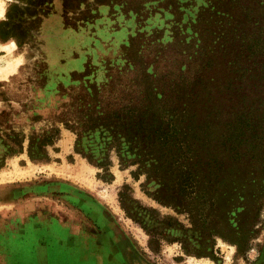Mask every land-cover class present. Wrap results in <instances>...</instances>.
Returning <instances> with one entry per match:
<instances>
[{"label": "rangeland", "instance_id": "obj_1", "mask_svg": "<svg viewBox=\"0 0 264 264\" xmlns=\"http://www.w3.org/2000/svg\"><path fill=\"white\" fill-rule=\"evenodd\" d=\"M5 3L0 264H264V0Z\"/></svg>", "mask_w": 264, "mask_h": 264}, {"label": "crops", "instance_id": "obj_2", "mask_svg": "<svg viewBox=\"0 0 264 264\" xmlns=\"http://www.w3.org/2000/svg\"><path fill=\"white\" fill-rule=\"evenodd\" d=\"M13 177H15V173L8 172V170L6 171L5 168L0 167V184H3L4 183L3 185H7L6 184V181L11 180ZM18 180H19V178H18ZM0 188H1V186H0ZM12 188H14V187H12ZM8 189L9 188L7 187L5 189V191L9 192ZM10 190L21 191V186H18L16 188L10 189ZM20 197H22V195ZM3 204H4V206H0V207H4L5 208V207H7L9 205V203H8L7 200H4L3 201ZM47 233H49V231H42L41 234L44 236ZM152 242H151V238H147V239L144 240V244H145V247H146L145 248L146 251L151 254L152 258H156V262L153 259L150 261L149 259L146 258V261L149 264H166V262L168 264L169 263H171V264H224L222 260H216V258H214V256L206 255V254H198V253L187 252V251H185L184 249H181V248H178V251L175 250L176 251L175 252L176 255L173 254L172 255L173 257H171L170 259H166L167 252H166V255L164 254V248H165V246L160 243V245L158 246L157 249H152L151 248ZM160 242H162V240ZM166 245L169 246V244H166ZM170 245H172V244H170ZM61 246L67 252L70 251L64 245H61ZM165 249L167 250V248H165ZM53 250H54V252L56 254L55 247L52 246V248L48 250L49 252L47 254L46 259H48V256H49L50 251L53 252ZM118 252H120V250H118ZM70 253H71V251H70ZM46 262H47V260H45V263H41V264H47ZM93 264H95V263H93ZM124 264H127V263L124 262Z\"/></svg>", "mask_w": 264, "mask_h": 264}, {"label": "trees", "instance_id": "obj_3", "mask_svg": "<svg viewBox=\"0 0 264 264\" xmlns=\"http://www.w3.org/2000/svg\"><path fill=\"white\" fill-rule=\"evenodd\" d=\"M170 109L171 108H169L167 111H171ZM144 113H146V116H144V118H143V116H141L143 114V112L139 113V112L134 111V118L136 120L133 119L132 128L135 130V132H138L141 129L146 130V134L148 136L147 138L150 140L151 139V134H150V131H149L150 128H153V127L157 126V124H160V123L157 122V117H158L157 114H159V113L157 111H154V115L151 118L147 117V114H149V112L145 111ZM148 123H150V124H148ZM158 128H159L158 131H156L154 133L159 132V130L162 131L161 126L158 127ZM156 139L160 140V137H157ZM156 139H154L155 142H157ZM149 145H151V143H149ZM152 145L154 147L157 146L154 143Z\"/></svg>", "mask_w": 264, "mask_h": 264}, {"label": "bare ground", "instance_id": "obj_4", "mask_svg": "<svg viewBox=\"0 0 264 264\" xmlns=\"http://www.w3.org/2000/svg\"><path fill=\"white\" fill-rule=\"evenodd\" d=\"M6 1H10V0H5V2H6ZM5 5H6V3H5ZM9 48H13V45H12V44H8V43H7V44L4 43L3 46H0V49H2V50H7V52H9V50H8ZM11 61H12V60H11ZM19 61H20V59H19V60H16L14 63H12V62H10V61H9V62L7 61V66L10 67V66L18 65V64H19ZM13 64H14V65H13ZM12 68H13V67H12ZM12 68H11V69H12ZM13 69H14V68H13ZM2 73H3V72L0 71V77H1V78L3 77V74H2ZM3 78H4V77H3Z\"/></svg>", "mask_w": 264, "mask_h": 264}, {"label": "clouds", "instance_id": "obj_5", "mask_svg": "<svg viewBox=\"0 0 264 264\" xmlns=\"http://www.w3.org/2000/svg\"><path fill=\"white\" fill-rule=\"evenodd\" d=\"M5 19V0H0V21Z\"/></svg>", "mask_w": 264, "mask_h": 264}, {"label": "flooded vegetation", "instance_id": "obj_6", "mask_svg": "<svg viewBox=\"0 0 264 264\" xmlns=\"http://www.w3.org/2000/svg\"><path fill=\"white\" fill-rule=\"evenodd\" d=\"M40 247V246H39ZM41 248V247H40ZM52 247L50 245H47V247L45 248V251L49 252L48 250L51 249ZM41 249H39L40 251ZM48 254V253H47Z\"/></svg>", "mask_w": 264, "mask_h": 264}]
</instances>
